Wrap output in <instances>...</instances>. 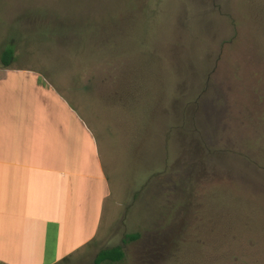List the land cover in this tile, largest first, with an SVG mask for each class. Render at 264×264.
I'll return each instance as SVG.
<instances>
[{"label": "rangeland", "instance_id": "obj_1", "mask_svg": "<svg viewBox=\"0 0 264 264\" xmlns=\"http://www.w3.org/2000/svg\"><path fill=\"white\" fill-rule=\"evenodd\" d=\"M7 46L104 158L97 235L59 264H264V0H0Z\"/></svg>", "mask_w": 264, "mask_h": 264}, {"label": "crops", "instance_id": "obj_2", "mask_svg": "<svg viewBox=\"0 0 264 264\" xmlns=\"http://www.w3.org/2000/svg\"><path fill=\"white\" fill-rule=\"evenodd\" d=\"M12 59L0 61V264L82 259L109 191L95 127L74 105L60 113L39 90L25 98V69Z\"/></svg>", "mask_w": 264, "mask_h": 264}, {"label": "trees", "instance_id": "obj_3", "mask_svg": "<svg viewBox=\"0 0 264 264\" xmlns=\"http://www.w3.org/2000/svg\"><path fill=\"white\" fill-rule=\"evenodd\" d=\"M12 58H13L12 48L10 46L4 47L0 55L1 63L8 64ZM138 235H139L138 231H133L126 233L124 235V238L128 240H134L138 237ZM122 256H123V250L121 249V246L118 244L111 245L108 247L99 248L94 254L92 260L85 264H102L106 261L113 262L120 260Z\"/></svg>", "mask_w": 264, "mask_h": 264}]
</instances>
